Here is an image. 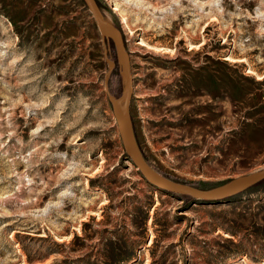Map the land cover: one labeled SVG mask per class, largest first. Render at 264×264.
<instances>
[{"label": "rangeland", "instance_id": "obj_1", "mask_svg": "<svg viewBox=\"0 0 264 264\" xmlns=\"http://www.w3.org/2000/svg\"><path fill=\"white\" fill-rule=\"evenodd\" d=\"M96 1L154 169L210 189L264 168V0ZM107 58L118 96L83 0H0V264H264V179L217 202L149 184Z\"/></svg>", "mask_w": 264, "mask_h": 264}, {"label": "water", "instance_id": "obj_2", "mask_svg": "<svg viewBox=\"0 0 264 264\" xmlns=\"http://www.w3.org/2000/svg\"><path fill=\"white\" fill-rule=\"evenodd\" d=\"M89 9L102 39L108 38L114 46L117 63L123 79L122 91L118 96H112L107 89L109 72L115 66L114 61L107 58L108 73L105 77V87L112 112L116 121L119 137L128 159L142 177L152 186L172 194L187 195L194 200L221 201L237 195L264 179V168L249 174L230 179L210 189H200L182 182L172 180L154 169L141 150L136 139L129 111L131 97L130 60L125 48L121 31L111 24L104 16L96 0H83Z\"/></svg>", "mask_w": 264, "mask_h": 264}, {"label": "trees", "instance_id": "obj_3", "mask_svg": "<svg viewBox=\"0 0 264 264\" xmlns=\"http://www.w3.org/2000/svg\"><path fill=\"white\" fill-rule=\"evenodd\" d=\"M127 155H126V153L124 152V154H123V158H127L126 157ZM172 195H176V196H183L184 198H186L187 200H191V197H189V196H185V195H179V194H172Z\"/></svg>", "mask_w": 264, "mask_h": 264}]
</instances>
